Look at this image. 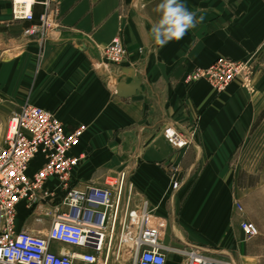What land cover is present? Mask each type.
Wrapping results in <instances>:
<instances>
[{
	"label": "crops",
	"instance_id": "1",
	"mask_svg": "<svg viewBox=\"0 0 264 264\" xmlns=\"http://www.w3.org/2000/svg\"><path fill=\"white\" fill-rule=\"evenodd\" d=\"M159 2L50 0L51 25L39 41L38 34H20L29 22L14 21L11 1L0 0L4 112L11 114L29 101L55 113L67 130L86 124L80 144L69 152L82 156L72 171L73 186L84 191L113 179L114 188L125 173L123 204L128 200L127 210L138 213L146 203L148 223L165 245L192 243L232 264H264V181L240 186L230 163L264 113V0H185L203 20L162 48L151 33ZM43 10L41 1L35 4L36 22ZM114 37L125 45L126 56L105 73L102 54ZM11 48L19 51L7 57ZM224 56L255 57L252 82L237 79L223 92L202 79L185 84L187 72ZM131 68L140 91L118 96L115 86L130 80ZM169 124L189 138L187 147L174 149L162 137ZM42 162L40 156L33 159L28 172ZM46 184L57 186L54 180ZM55 198L62 199L59 189ZM16 214V229L45 233L48 217L40 208L30 213L20 202ZM244 219L256 225L258 235L243 234ZM125 245L116 264L125 263L119 259L129 254ZM51 249L87 251L58 242ZM171 254L166 264H179L180 256Z\"/></svg>",
	"mask_w": 264,
	"mask_h": 264
},
{
	"label": "built area",
	"instance_id": "2",
	"mask_svg": "<svg viewBox=\"0 0 264 264\" xmlns=\"http://www.w3.org/2000/svg\"><path fill=\"white\" fill-rule=\"evenodd\" d=\"M10 1L12 19L29 22L24 34H38L42 41L52 21L50 0ZM39 1L44 10L36 22L33 8ZM111 40L102 54L105 61L101 69L105 73L111 64H119L126 56V47L119 37ZM248 75L245 61L224 56L209 66H196L183 80L191 86L202 79L216 92H223L236 79L245 82ZM6 129L4 144L0 147V264H75V261L107 264L110 258L117 259L123 243L128 246L132 264H154L161 258L166 264L170 252L181 256L180 264H232L216 259L192 243L180 247L165 245L157 230L148 223L146 203L138 213L127 210L128 200L123 204V172L114 188L110 182L107 186H88L84 191L73 186L72 171L82 156L69 152L80 144L86 124L67 130L55 113L27 101L10 114ZM162 137L174 149L181 150L189 144V138L172 124L163 128ZM38 156L43 162L35 172L29 173L30 162ZM175 172L173 168L171 176ZM48 180L55 181V189L48 187ZM179 186V181L174 179L172 187ZM58 189L60 201L55 198ZM20 202L30 213L40 208L48 217L45 233L15 228ZM236 206L242 211V206ZM240 229L248 237L258 235L256 225L249 220L241 221ZM53 242L87 251L56 253L51 249Z\"/></svg>",
	"mask_w": 264,
	"mask_h": 264
},
{
	"label": "rangeland",
	"instance_id": "3",
	"mask_svg": "<svg viewBox=\"0 0 264 264\" xmlns=\"http://www.w3.org/2000/svg\"><path fill=\"white\" fill-rule=\"evenodd\" d=\"M25 27L26 25H24L21 28V32H20V34L23 35V37L29 36L27 34H24ZM238 60H243L246 62V64H248L249 67L248 79L244 82V80L239 78L241 79L244 85H248L252 82L253 74L255 73L256 59L255 57H252L251 59H238ZM4 103L5 102L3 101L2 97H0V147L4 144L6 131H7L6 129L7 121L10 115L4 112L5 109ZM230 163L232 164L233 171L237 175L240 186L246 183L256 185L257 183L264 181V113L257 118V121L254 127L252 128L251 132L236 148L235 152L232 155V158L230 159ZM107 182L114 183V180L108 179ZM234 204L236 206V204H238L237 201H235ZM161 240L164 239L161 238ZM172 254H176V253L174 252ZM119 259H123L125 261L124 264H132L130 256L129 254L127 255V253L123 254V256H121ZM113 260L114 258H110L107 264H116L117 261L115 262ZM180 262H181V256H180Z\"/></svg>",
	"mask_w": 264,
	"mask_h": 264
},
{
	"label": "clouds",
	"instance_id": "4",
	"mask_svg": "<svg viewBox=\"0 0 264 264\" xmlns=\"http://www.w3.org/2000/svg\"><path fill=\"white\" fill-rule=\"evenodd\" d=\"M156 11L159 18L151 27V33L155 45L161 48L180 40L203 20V16L197 17L196 12L186 6L185 0H160ZM154 264H164V260L157 259Z\"/></svg>",
	"mask_w": 264,
	"mask_h": 264
},
{
	"label": "water",
	"instance_id": "5",
	"mask_svg": "<svg viewBox=\"0 0 264 264\" xmlns=\"http://www.w3.org/2000/svg\"><path fill=\"white\" fill-rule=\"evenodd\" d=\"M129 72V81L120 80L119 83L115 86V93L121 97H130L134 95L137 91H140L141 83L139 78L135 74L133 68L128 70Z\"/></svg>",
	"mask_w": 264,
	"mask_h": 264
},
{
	"label": "bare ground",
	"instance_id": "6",
	"mask_svg": "<svg viewBox=\"0 0 264 264\" xmlns=\"http://www.w3.org/2000/svg\"><path fill=\"white\" fill-rule=\"evenodd\" d=\"M19 50H17V49H12L11 48V50H9V51H7V57L9 56H11V55H14L15 53H17ZM5 53V52H4Z\"/></svg>",
	"mask_w": 264,
	"mask_h": 264
}]
</instances>
